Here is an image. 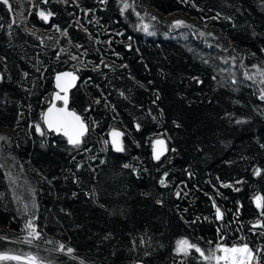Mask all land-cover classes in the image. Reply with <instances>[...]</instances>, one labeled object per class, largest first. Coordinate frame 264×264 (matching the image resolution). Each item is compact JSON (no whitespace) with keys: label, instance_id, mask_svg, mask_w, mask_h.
Returning <instances> with one entry per match:
<instances>
[{"label":"trees","instance_id":"16d2710c","mask_svg":"<svg viewBox=\"0 0 264 264\" xmlns=\"http://www.w3.org/2000/svg\"><path fill=\"white\" fill-rule=\"evenodd\" d=\"M9 3H0V249L33 250L49 264H210L194 249L178 255L181 239L206 255L218 244L264 249V228L253 227L264 223L255 203L264 197V0ZM40 11L54 16L46 23ZM68 68L80 80L71 105L89 123L79 149L35 130L54 73ZM114 127L124 152L104 144ZM158 135L169 151L155 161ZM29 221L38 245L8 236Z\"/></svg>","mask_w":264,"mask_h":264},{"label":"snow or ice","instance_id":"6c2138e0","mask_svg":"<svg viewBox=\"0 0 264 264\" xmlns=\"http://www.w3.org/2000/svg\"><path fill=\"white\" fill-rule=\"evenodd\" d=\"M43 3L47 4L49 0H42ZM62 2L67 3L68 0H62ZM102 3H106V0H101ZM0 3H3L5 6L8 7L9 11L12 10L9 0H0ZM129 5L127 3L124 4V9H127ZM123 11V9H122ZM40 19L44 22H49L50 18L54 16V13L51 11L45 12L40 11L38 13ZM155 19V17H153ZM183 21H175L173 26H181L183 25ZM57 31H60L59 27L56 26ZM143 31L148 32V26L145 25L143 27ZM66 35V30L64 31ZM149 35H154V33L148 32ZM203 35V33H201ZM77 57L73 56L72 59H76ZM107 67V65H105ZM27 75V74H25ZM261 76H264V72L260 73ZM249 80L253 79L252 76L247 77ZM78 80V76L72 72H63L57 73L55 76V87L58 91L52 94V100L49 102V106L46 111H44L41 115V119L43 124L46 126L49 132L55 133L57 135H61L66 138L67 144L71 145L75 149H79L80 146L84 143V137L89 132V126L84 121L81 115H79L75 110H70L69 105V91L76 87V82ZM264 83V80L260 81ZM261 100H264V89L261 90V94L259 97ZM157 99H159V94L157 93ZM57 102H62V106L58 107ZM99 103V101H97ZM237 123H242L243 121L237 120ZM179 126V125H177ZM139 125H136L137 130H139ZM35 130L41 136L45 135L44 130L41 128L40 124L35 125ZM111 140H105L104 144L108 145L111 143L114 151L116 152H124L125 147L122 141L124 136L123 132L117 131L113 129L109 133ZM3 139V137H0ZM152 144V158L155 161H160L161 157H163L168 151L167 143L164 139L157 138L151 142ZM264 147V145H262ZM175 151V149H172ZM124 168L131 167L129 164H124ZM168 173L164 174V178L159 180L161 186L167 187L166 177ZM255 175H261V170L257 168L255 170ZM224 187H230L231 185H223ZM239 191V189H235ZM176 196H180V192H176ZM160 203V201H157ZM256 207L261 210V215L264 216V197L256 196L255 197ZM213 206L215 207V214L216 218L222 219L223 213L221 212L219 207L215 206V202L213 201ZM253 227L264 228V223L257 222L253 225ZM28 229V236L30 239H27V242L30 244L32 243L33 239H40V234L36 231L35 227L33 226L32 222L29 221L26 225ZM264 235V233H261ZM59 249L61 251L64 250V245H59ZM194 249L196 252L200 254V256L205 260L214 262V264H260L259 260V253L264 252V249L256 248L255 250L250 247L248 244L242 245H232L226 246L223 244H218L213 251H210L208 255L199 248L197 245L191 243L187 239H181L176 242L175 251L178 255L187 256L190 254V250ZM68 253H71L73 249L68 248ZM25 260L26 264H40V261L36 256H27L21 257L17 255H9L7 253H0V261H8V260H15L21 261Z\"/></svg>","mask_w":264,"mask_h":264},{"label":"water","instance_id":"95a60500","mask_svg":"<svg viewBox=\"0 0 264 264\" xmlns=\"http://www.w3.org/2000/svg\"><path fill=\"white\" fill-rule=\"evenodd\" d=\"M231 43H232V41H231ZM63 72H72V73L76 74V75L78 76V80H77V82H76V86L80 83V80H79V74H78L76 71H74L73 69L68 68V69L57 70V72L54 73L53 78H52V81H53V90L51 91L52 93H51V96H50V100H49V102L52 100V94H53L54 92L58 91V89H56V87H55V76H56L57 73H63ZM74 88H75V87H74ZM74 88H72L71 90H73ZM71 90L69 91V105H68V107H69L70 110H75L79 115H81L82 118L84 119V121H85V122L88 124V126H89V123H88L87 120L83 117L82 113H79V112H78V111H77V110L71 105V102H70V96H71V92H72ZM49 102H48V105L42 110L41 115H42V113H43L44 111L47 110V108H48V106H49ZM57 106H58V107L62 106V102H57ZM40 125H41V127H43L46 131H48L47 128H46V126L43 124L42 119H41ZM115 130L120 131V130H118V129H115ZM48 132H49V131H48ZM54 134H55V133H54ZM157 138H161V139H164V140H165V138H164L163 136H158V137L154 138V140H156ZM65 139H66V138H65ZM66 141H67V140H66ZM165 141H166V140H165ZM166 143H167V142H166ZM151 153H152V149H151ZM0 253H7V254H9V255H17V256H21V257H27V256H29V255L34 256V255H32V254L19 253V252H17V251H13V250H11V251H9V250H0ZM38 260L40 261V264H48L46 261H43V260H41V259H38ZM10 261H11V260H10ZM13 261H15V260H13ZM16 262H19V263H25V264H26V261L23 260V259H22L21 261H16Z\"/></svg>","mask_w":264,"mask_h":264},{"label":"rangeland","instance_id":"374dc122","mask_svg":"<svg viewBox=\"0 0 264 264\" xmlns=\"http://www.w3.org/2000/svg\"><path fill=\"white\" fill-rule=\"evenodd\" d=\"M149 7V6H148ZM231 44V43H230ZM114 129H118V130H120V128H118V127H114ZM113 129H111L110 131H109V133L112 131ZM120 132H121V130H120ZM158 136H161V135H158ZM158 136H156V137H158ZM155 137V138H156ZM111 138V137H110ZM154 140V139H153ZM28 224V222L27 223H25V228H26V225ZM36 229V228H35ZM37 231V230H36ZM8 236L9 237H11V238H15V239H17L19 242H24L25 244H28V245H38L36 242H35V240L33 239L32 240V243H28L27 242V239H30V237L28 236V229L26 228V232L25 233H21V235L20 236H15L13 233H10V234H8ZM60 244L62 243V242H59ZM232 245H239V244H236V243H231V244H229V245H226V246H232ZM240 245H242V244H240ZM0 250H7V249H0ZM12 250V249H11ZM11 250H9V251H11ZM13 251H16V250H13ZM24 253H32V255H34V256H36L37 258H39V259H41V260H43V261H46L45 259H42V258H40V257H38V255L36 254V252L35 251H30V250H26ZM47 262V261H46ZM48 263V262H47ZM49 264V263H48Z\"/></svg>","mask_w":264,"mask_h":264},{"label":"bare ground","instance_id":"6f19581e","mask_svg":"<svg viewBox=\"0 0 264 264\" xmlns=\"http://www.w3.org/2000/svg\"><path fill=\"white\" fill-rule=\"evenodd\" d=\"M18 252V251H17ZM19 253H21V252H19ZM22 253H24V252H22ZM27 254H32V253H27ZM39 259V258H38Z\"/></svg>","mask_w":264,"mask_h":264}]
</instances>
